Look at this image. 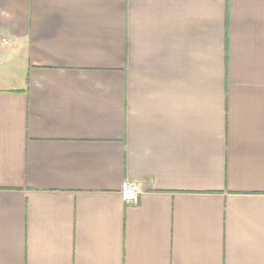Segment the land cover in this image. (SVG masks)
<instances>
[{
	"label": "crops",
	"instance_id": "crops-1",
	"mask_svg": "<svg viewBox=\"0 0 264 264\" xmlns=\"http://www.w3.org/2000/svg\"><path fill=\"white\" fill-rule=\"evenodd\" d=\"M0 264H264V0H0Z\"/></svg>",
	"mask_w": 264,
	"mask_h": 264
},
{
	"label": "built area",
	"instance_id": "built-area-1",
	"mask_svg": "<svg viewBox=\"0 0 264 264\" xmlns=\"http://www.w3.org/2000/svg\"><path fill=\"white\" fill-rule=\"evenodd\" d=\"M139 184L124 182L121 188V196L126 203H135L137 201Z\"/></svg>",
	"mask_w": 264,
	"mask_h": 264
}]
</instances>
